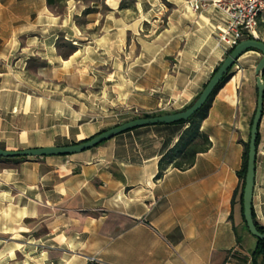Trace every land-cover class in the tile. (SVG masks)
<instances>
[{
    "label": "crops",
    "instance_id": "crops-1",
    "mask_svg": "<svg viewBox=\"0 0 264 264\" xmlns=\"http://www.w3.org/2000/svg\"><path fill=\"white\" fill-rule=\"evenodd\" d=\"M190 1L134 0L128 17L124 0H106L112 10L101 35L85 41L73 15L54 14L47 0H0V148L51 146L42 140L59 137V120L69 111L50 110L49 94L15 90L27 82L35 54L48 61L45 80L61 79L72 66L81 86L99 78L120 82L122 103L132 95L142 108L191 104L226 54L217 45L221 13L212 0H201L208 5L193 12ZM68 3L82 14L80 0ZM99 15H86L88 30ZM67 32L79 40L68 61L56 48ZM261 57L246 51L231 69L201 123L212 146L189 169L169 167L156 178L160 159L188 127L179 123L137 127L72 155L7 165L0 159V264H256L240 191L232 200L257 107ZM259 137L253 211L264 226V114Z\"/></svg>",
    "mask_w": 264,
    "mask_h": 264
},
{
    "label": "rangeland",
    "instance_id": "rangeland-1",
    "mask_svg": "<svg viewBox=\"0 0 264 264\" xmlns=\"http://www.w3.org/2000/svg\"><path fill=\"white\" fill-rule=\"evenodd\" d=\"M80 1V4L85 6L81 15H77L75 13L76 10L69 8L68 0L62 1L54 7H50V10L54 14L60 16L71 13L73 15L72 20L82 30L83 35L81 36L83 39L85 38V41L86 38L99 37V35H101L103 17L111 13L112 9L109 7L106 0ZM122 5L124 6L123 12H125L128 17L133 16V12L135 10L134 0H124ZM167 8L169 10L171 9L169 5H167ZM93 13H100L98 26L94 30H88L87 27L90 26L89 18L91 17H88L86 15ZM161 21L162 22L160 23V29L163 27V25L166 24V15L162 17ZM258 29H260L261 31V33H259L258 30V38L264 41V22L260 24ZM77 42H79V40L74 38L71 32H67V34H60L58 39L56 40L57 53L68 61L73 54L68 57H64L63 54L67 53L71 49L72 45H74L77 49ZM129 45H132L131 54L136 53V35L130 34L128 36L127 48H129ZM47 63V60H44L40 55L35 54L27 61V82L17 83L14 87L16 88L15 90H17V92L25 91L36 96L49 94L51 102L50 110H69L65 115V118L59 120L61 126L57 127L56 129L57 133H59V137H50L47 140H42L44 142L50 143L51 146L75 144L88 139L103 130L112 128L116 125L137 118L143 112H153L142 110H161L164 112L179 111L172 106H159L149 108L139 107V105L137 104L139 103L137 97L135 98L132 95L129 101H126V103H122L121 99H119L121 98L120 82L112 80L109 82H105L101 78H99V80L101 81L97 80L94 81L91 85L88 84L85 86H81L82 84L79 83V79L75 74L76 71L72 66L66 67V73L61 79H54V77H50V79L45 80L43 79L42 74L43 72H46L45 67L47 66ZM101 69H103L104 71H108L109 69L111 70V67L107 68L104 66ZM53 74H56V72H54ZM104 95L105 98H109L110 100L106 101ZM89 96H91V98ZM59 100L63 101V104L53 107L54 102ZM72 110L83 112V114H75ZM85 110H91L93 112L88 111L87 114H85ZM135 110L138 111L135 112ZM69 126L73 127L71 128ZM64 134L65 136L68 134V137H61ZM19 149H25V147ZM10 160L22 159L4 158L3 164H10L12 162ZM245 229L247 232H249L246 226Z\"/></svg>",
    "mask_w": 264,
    "mask_h": 264
},
{
    "label": "water",
    "instance_id": "water-1",
    "mask_svg": "<svg viewBox=\"0 0 264 264\" xmlns=\"http://www.w3.org/2000/svg\"><path fill=\"white\" fill-rule=\"evenodd\" d=\"M249 49H255L259 51L262 54V57L256 66L258 97L257 107L253 116L249 137L247 173L243 191V216L250 234L257 239L264 240V233L260 232L257 228L253 212V198L256 180L257 142L259 127L264 114V41L260 38H249L237 44L227 54L218 69L213 73L198 97L190 104L189 107L185 109L174 113H166L152 117H137L112 128L103 130L96 135L75 144L33 147L18 150H7L0 148V157L14 158L72 155L96 147L118 134L137 127L154 124H171L181 120H188L204 106L222 78L231 72V69L238 59Z\"/></svg>",
    "mask_w": 264,
    "mask_h": 264
},
{
    "label": "trees",
    "instance_id": "trees-1",
    "mask_svg": "<svg viewBox=\"0 0 264 264\" xmlns=\"http://www.w3.org/2000/svg\"><path fill=\"white\" fill-rule=\"evenodd\" d=\"M62 1H65V0H47V4L49 5V7H54ZM249 50H255V49H249ZM75 51H76V47L72 45L71 49L67 53L63 54V56L68 57L72 55ZM218 67L216 68V70L218 69ZM230 77H231V73H228L222 78V80L216 86L211 97L204 104V106L200 110H198L194 115H192L188 120H181V121L175 122L179 124H187L188 127L184 130L178 142L160 159L159 173L156 176L157 179L162 178L164 176L165 171L169 167L176 168L179 170L189 169L190 167L194 165L198 153L205 152L210 149V147L212 146V142L209 136L201 130V123L207 117L209 113V109H210L214 96L225 85V83L230 79ZM189 106L190 104L187 107ZM174 112H177V111L164 112V111L157 110L153 112H143L138 117H152V116H157V115L166 114V113H174ZM259 139L260 137L258 134L257 145L259 143ZM243 145H244L243 163H242L241 169L237 173L239 180H240V186L239 188L235 190L233 200H232V203L234 204L239 194V191H240V202L242 205V209H243V191H244L245 178H246V173H247L249 141L244 142ZM24 158H27V157H14V158H5V159H24ZM0 159H4V158L0 157ZM243 219H244V216H243ZM254 219H255V222H256V225L259 231L264 233V226L260 225L257 222L255 214H254ZM244 223L248 230L245 219H244ZM252 256L256 264H264V240L256 238V245L252 250ZM89 264H99V263L92 261Z\"/></svg>",
    "mask_w": 264,
    "mask_h": 264
},
{
    "label": "built area",
    "instance_id": "built-area-1",
    "mask_svg": "<svg viewBox=\"0 0 264 264\" xmlns=\"http://www.w3.org/2000/svg\"><path fill=\"white\" fill-rule=\"evenodd\" d=\"M223 17L217 34V45L227 55L237 44L249 38H258V28L264 22V0H212ZM207 2L190 1L193 12H198Z\"/></svg>",
    "mask_w": 264,
    "mask_h": 264
},
{
    "label": "bare ground",
    "instance_id": "bare-ground-1",
    "mask_svg": "<svg viewBox=\"0 0 264 264\" xmlns=\"http://www.w3.org/2000/svg\"><path fill=\"white\" fill-rule=\"evenodd\" d=\"M244 56H245V55H244ZM244 56H243V57H244ZM247 56H248V55H247ZM240 59H241V58H240ZM241 62H242V61H241Z\"/></svg>",
    "mask_w": 264,
    "mask_h": 264
}]
</instances>
